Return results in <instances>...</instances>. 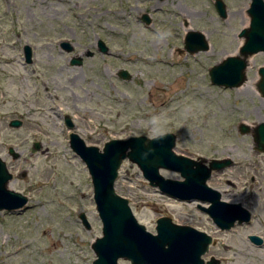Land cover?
Returning a JSON list of instances; mask_svg holds the SVG:
<instances>
[{
    "label": "rangeland",
    "instance_id": "obj_1",
    "mask_svg": "<svg viewBox=\"0 0 264 264\" xmlns=\"http://www.w3.org/2000/svg\"><path fill=\"white\" fill-rule=\"evenodd\" d=\"M223 1L225 19L216 0H0V158L14 176L8 189L29 199L22 210L0 212V264H93L96 259L92 243L103 236V225L89 171L70 146L71 133L100 149L113 139L174 133L178 155L233 160L208 181L224 201L242 203L253 215L250 223L231 230L219 228L200 208L209 203L162 193L129 160L115 188L151 233H157L159 218L170 217L213 237L216 244L203 256L206 261L264 264V152L253 138L264 123L258 90L264 53L251 58L242 87L212 84L210 68L238 54L239 34L250 21L251 0ZM145 14L151 24L143 21ZM192 31L206 36L208 51L185 49ZM99 39L109 54L98 51ZM63 42L73 44L75 53L87 48L96 56L72 66ZM26 45L33 48L30 64ZM121 70L130 79H121ZM12 120L23 121L22 127H10ZM241 124L248 134H241ZM160 172L183 180L178 172ZM82 213L91 229L83 225Z\"/></svg>",
    "mask_w": 264,
    "mask_h": 264
},
{
    "label": "water",
    "instance_id": "obj_2",
    "mask_svg": "<svg viewBox=\"0 0 264 264\" xmlns=\"http://www.w3.org/2000/svg\"><path fill=\"white\" fill-rule=\"evenodd\" d=\"M164 1V0H161ZM216 10L223 19L227 18L228 10L223 0H216ZM249 25L243 28L239 38L243 40L237 55L228 56L221 63L209 70L213 85L223 88H240L247 81V71L253 56L264 53V0H251L249 9ZM143 21L151 24L149 14L143 15ZM99 51L109 54L110 49L105 41L98 40ZM62 48L68 53L73 52L70 42H63ZM185 49L190 54L208 51L210 44L202 32L192 31L185 39ZM89 51L85 56L92 57ZM26 63L33 62V48H24ZM84 57L77 56L72 60L73 66L82 67ZM261 80L258 90L264 98V67L258 70ZM119 77L130 79L127 70H121ZM67 126L72 129L74 123L70 117L66 118ZM21 120H12L10 127L20 128ZM241 134H248L249 128L240 125ZM256 149L264 152V123L257 126L253 134ZM177 136L165 133L150 138L145 135L133 136L127 139H113L108 141L103 149L88 145L77 133L70 134L72 150L85 163L92 179L94 201L102 221L103 237L96 238L92 249L96 255L93 264H120L121 260L131 264H221V260L212 257L209 261L202 258L216 242L212 236L189 225L174 223L170 217L157 220L156 234L147 230L135 217L130 202L116 191L115 184L120 169L125 160L134 163L141 170L143 176L153 187L180 201H200L209 203V207L200 208L205 211L222 230H231L236 224L252 221L251 211L242 203H230L222 199V193L208 185L214 172H220L233 165V160L197 159L178 155L176 147ZM39 150V142L35 144ZM10 154L18 159L20 154L10 148ZM168 169L180 173L183 180L165 178L160 170ZM14 176L9 171L6 162L0 158V212H14L22 210L29 199L19 192L8 189V184ZM86 229L91 225L84 213L80 215ZM255 244H263L259 236H251Z\"/></svg>",
    "mask_w": 264,
    "mask_h": 264
},
{
    "label": "flooded vegetation",
    "instance_id": "obj_3",
    "mask_svg": "<svg viewBox=\"0 0 264 264\" xmlns=\"http://www.w3.org/2000/svg\"><path fill=\"white\" fill-rule=\"evenodd\" d=\"M61 45H62V43H61ZM72 46H73V52L72 53H69L71 56H70V64L72 65V60L74 59V58H76L77 56H84V58H94L95 56H96V53L94 52V55L92 56V57H85V55L89 52V51H92V50H90V49H87V48H84V50L82 51V52H78V53H75V46L72 44ZM62 47V46H61ZM63 49V48H62ZM97 49H98V51H99V46H98V44H97ZM65 51V50H64ZM66 52V51H65ZM84 63H85V60H84ZM73 66V65H72ZM130 138V137H129Z\"/></svg>",
    "mask_w": 264,
    "mask_h": 264
},
{
    "label": "bare ground",
    "instance_id": "obj_4",
    "mask_svg": "<svg viewBox=\"0 0 264 264\" xmlns=\"http://www.w3.org/2000/svg\"><path fill=\"white\" fill-rule=\"evenodd\" d=\"M191 28L190 27H188L187 29H186V31H189Z\"/></svg>",
    "mask_w": 264,
    "mask_h": 264
}]
</instances>
